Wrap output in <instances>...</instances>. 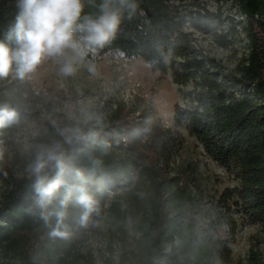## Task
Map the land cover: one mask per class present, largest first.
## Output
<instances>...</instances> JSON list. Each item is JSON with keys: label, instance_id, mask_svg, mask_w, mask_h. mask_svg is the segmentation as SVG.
<instances>
[{"label": "trees", "instance_id": "16d2710c", "mask_svg": "<svg viewBox=\"0 0 264 264\" xmlns=\"http://www.w3.org/2000/svg\"><path fill=\"white\" fill-rule=\"evenodd\" d=\"M81 2L79 23L86 16L95 19L101 14L104 0ZM235 2L246 17L249 54L246 62L234 68L195 45L190 32L184 30L183 12L172 0H125L123 5L120 0H110L120 19L114 37L103 47L85 49L90 59L108 50L117 51L144 61L161 74L170 69L176 82L192 81V104L183 107L175 103L172 122L195 136L206 154L238 179L236 186L212 194L210 205L203 207L202 195L196 189L197 165H185L180 171L184 176L177 183L163 176L169 189L164 195L158 183L154 185L150 196L153 214L140 227L143 243L157 255L156 262L147 258L145 264H159L167 255H174L177 264L223 263L235 241L234 208L249 222L264 224V0ZM17 3L0 0V42L10 48L16 46L9 32L19 12ZM81 35L77 32L75 38ZM15 67L13 64L12 70ZM4 89L0 77V93ZM3 106L17 113L10 126L27 114L0 96ZM77 129L81 138L73 137L69 142L67 137ZM72 130L58 147L65 162L64 183L49 203L41 206L38 202L33 172L16 181L0 200V242L10 243L15 233H22L23 254L43 261L56 259L66 232L83 226L80 189L88 188L84 192L96 211L104 201L105 186L113 185L120 174L115 163L100 151L106 145L115 147V129L80 124ZM47 148L53 145L48 142ZM58 171L54 165L47 167L42 173L45 182L56 179ZM60 212L64 216L57 228ZM167 244L171 251L165 250Z\"/></svg>", "mask_w": 264, "mask_h": 264}, {"label": "rangeland", "instance_id": "374dc122", "mask_svg": "<svg viewBox=\"0 0 264 264\" xmlns=\"http://www.w3.org/2000/svg\"><path fill=\"white\" fill-rule=\"evenodd\" d=\"M172 2L183 12L184 30L195 45L229 68L246 62V17L235 0ZM60 66L45 58L23 79L15 70L2 77L5 89L0 96L27 114L13 126L0 127V200L16 181L32 173L48 142L59 147L80 124L115 129V147L106 145L100 151L119 168V178L105 186L104 201L96 211L92 207L83 226L66 232L56 259L24 255V234L15 233L12 242H0V264H145L147 258L156 262V253L143 243L140 227L153 214L154 185L158 183L164 195L169 189L163 176L177 183L185 165H197L196 189L203 207L210 205L212 194L238 184L195 136L172 122L175 103L192 104L189 92L194 83L176 82L170 69L161 74L140 59L110 50L95 59H77L69 76L60 72ZM233 215L235 241L220 264H264V224L249 222L239 208ZM165 250L171 251V245ZM159 264H177V259L167 255Z\"/></svg>", "mask_w": 264, "mask_h": 264}, {"label": "clouds", "instance_id": "9594fccd", "mask_svg": "<svg viewBox=\"0 0 264 264\" xmlns=\"http://www.w3.org/2000/svg\"><path fill=\"white\" fill-rule=\"evenodd\" d=\"M120 2L123 5L125 0ZM17 7L19 12L9 32V39L14 38L16 46L10 48L0 42V77H7L15 64L16 75L23 79L45 58L60 63L63 75H72L77 59L82 60L86 55L85 49L103 47L114 37L120 22L118 12L110 7V0H104L100 5L101 14L97 18L86 16L82 23L78 22L83 9L81 0H18ZM77 32L82 33L79 39L75 38ZM16 118L14 109L0 107V127L13 123ZM73 137L81 138L78 129L71 131L68 141L71 142ZM50 165L59 171L56 179L46 183L42 173ZM32 172L37 177L38 202L45 206L64 183L65 162L58 146L38 154ZM80 192L78 201L85 209L82 220H87L88 213L92 211V201L83 189ZM58 215L57 228L62 226L64 213Z\"/></svg>", "mask_w": 264, "mask_h": 264}]
</instances>
